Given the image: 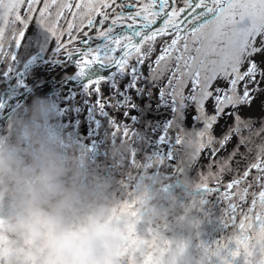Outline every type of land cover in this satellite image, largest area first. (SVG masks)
Masks as SVG:
<instances>
[{
	"label": "snow or ice",
	"instance_id": "1",
	"mask_svg": "<svg viewBox=\"0 0 264 264\" xmlns=\"http://www.w3.org/2000/svg\"><path fill=\"white\" fill-rule=\"evenodd\" d=\"M30 22L77 73L107 65L135 88L139 71L173 113L189 112L198 127L176 143L192 145L195 187L223 201L227 229L198 245L197 264H264V0H0V45Z\"/></svg>",
	"mask_w": 264,
	"mask_h": 264
},
{
	"label": "bare ground",
	"instance_id": "2",
	"mask_svg": "<svg viewBox=\"0 0 264 264\" xmlns=\"http://www.w3.org/2000/svg\"><path fill=\"white\" fill-rule=\"evenodd\" d=\"M54 48V40L35 22L25 26L18 44L10 38L0 45V137L13 142L27 106L34 97L45 99L50 109L46 126L67 142L66 151L82 153L87 170L106 181L110 199L132 200L139 179L156 182L166 210L165 235L186 240L188 264H197L198 245L210 246L227 234L220 219L223 201L215 191L195 187L203 172L200 159L187 139L176 143L181 132L193 131L197 123L187 110L173 113L139 71L135 88L128 73L110 71L107 65L90 64L77 73L74 55ZM86 81L94 86L82 88ZM181 214L196 221L193 236L191 228L176 220ZM171 228L179 232L171 233ZM135 230L144 232L146 226L138 223Z\"/></svg>",
	"mask_w": 264,
	"mask_h": 264
},
{
	"label": "clouds",
	"instance_id": "3",
	"mask_svg": "<svg viewBox=\"0 0 264 264\" xmlns=\"http://www.w3.org/2000/svg\"><path fill=\"white\" fill-rule=\"evenodd\" d=\"M25 111L15 140L0 137V264H188L187 241L165 235L155 181L137 180L134 215L122 211L82 153L66 151L46 126L48 102L34 97ZM176 220L196 224L183 214Z\"/></svg>",
	"mask_w": 264,
	"mask_h": 264
},
{
	"label": "rangeland",
	"instance_id": "4",
	"mask_svg": "<svg viewBox=\"0 0 264 264\" xmlns=\"http://www.w3.org/2000/svg\"><path fill=\"white\" fill-rule=\"evenodd\" d=\"M93 75L95 76V77H98V74L97 73H93ZM59 90V89H58ZM58 90H56L55 92H57ZM60 93V92H59ZM49 96V95H48ZM107 96H110L111 97V100H113L114 99V97L113 96H111V94H107ZM122 102V101H121ZM89 103V101H87V100H83V102H82V104H83V106H85V107H88V104ZM65 111H67L68 110V104L66 103L65 104ZM64 112V111H63ZM69 115V114H68ZM126 114H124V119L126 118V117H128L127 115L125 116ZM170 228V227H169ZM202 228H200L199 229V231L201 230ZM175 230V231H174ZM191 230H192V233H191V235L193 236L194 234H196V228H191ZM176 231H178L177 230V228L176 229H174V228H171V233H173V232H175L176 233ZM198 231V232H199ZM179 232V231H178ZM224 235H226V234H224Z\"/></svg>",
	"mask_w": 264,
	"mask_h": 264
},
{
	"label": "water",
	"instance_id": "5",
	"mask_svg": "<svg viewBox=\"0 0 264 264\" xmlns=\"http://www.w3.org/2000/svg\"><path fill=\"white\" fill-rule=\"evenodd\" d=\"M98 65H99V64H98ZM89 86H90V84H88V85L86 86V82H85V83H83L82 88L89 87Z\"/></svg>",
	"mask_w": 264,
	"mask_h": 264
}]
</instances>
